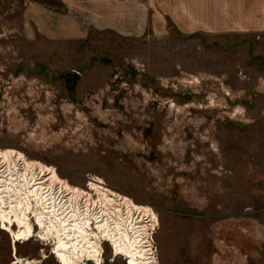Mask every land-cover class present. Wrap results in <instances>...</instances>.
Instances as JSON below:
<instances>
[{
	"label": "rangeland",
	"instance_id": "rangeland-1",
	"mask_svg": "<svg viewBox=\"0 0 264 264\" xmlns=\"http://www.w3.org/2000/svg\"><path fill=\"white\" fill-rule=\"evenodd\" d=\"M29 3L64 12L0 0V149L148 206L159 264H264V0H149L143 35L83 39ZM53 246L0 225V264H59Z\"/></svg>",
	"mask_w": 264,
	"mask_h": 264
},
{
	"label": "built area",
	"instance_id": "built-area-1",
	"mask_svg": "<svg viewBox=\"0 0 264 264\" xmlns=\"http://www.w3.org/2000/svg\"><path fill=\"white\" fill-rule=\"evenodd\" d=\"M12 151V154L5 152ZM18 154L20 155L18 157ZM43 166V168H42ZM148 206L111 190L97 177L74 187L59 177L55 168L28 159L13 149H0V221L11 241L24 221L38 241L54 242L50 253L58 259V243L75 264H101V250L124 251L126 264H159L153 234L157 226ZM69 251V252H68ZM129 252V253H128ZM59 264H63L58 261ZM135 264V263H133Z\"/></svg>",
	"mask_w": 264,
	"mask_h": 264
},
{
	"label": "crops",
	"instance_id": "crops-1",
	"mask_svg": "<svg viewBox=\"0 0 264 264\" xmlns=\"http://www.w3.org/2000/svg\"><path fill=\"white\" fill-rule=\"evenodd\" d=\"M58 13L36 3L25 12L31 21L49 23V35L83 39L91 31L113 32L122 37H139L149 29V0H61ZM45 18V19H44ZM40 30V29H39Z\"/></svg>",
	"mask_w": 264,
	"mask_h": 264
},
{
	"label": "bare ground",
	"instance_id": "bare-ground-1",
	"mask_svg": "<svg viewBox=\"0 0 264 264\" xmlns=\"http://www.w3.org/2000/svg\"><path fill=\"white\" fill-rule=\"evenodd\" d=\"M12 153H14V152H12L11 150L9 151V153L8 152H5V154H12ZM19 156L20 155L18 154V157ZM42 168H43V166H42ZM150 214L153 217L154 221H156L157 218H156V215L154 214V212H150ZM2 220H4V217H1V220L0 221H2ZM19 224H22L23 225V229H19L17 231V234H16L17 241L18 242L21 241V240H22V242L23 241H27L29 239L28 237L31 236V228L28 225H26V223H24V221H21V223H19ZM2 229L5 230L6 228L5 227H2ZM64 251H65V244L62 243V242H59L58 243V248H57V251H56V255H57L58 259H60L58 261H61L63 264H75L73 261H71V260L68 261L66 258H63V257H65V252ZM123 251H124L123 247L122 246H119V250L115 254L117 255L119 253H122ZM133 263H135V264H141V262L139 260H137V259L132 260L129 264H133Z\"/></svg>",
	"mask_w": 264,
	"mask_h": 264
}]
</instances>
